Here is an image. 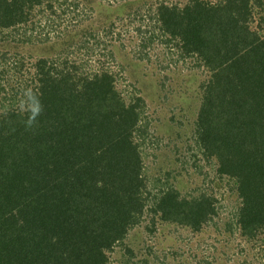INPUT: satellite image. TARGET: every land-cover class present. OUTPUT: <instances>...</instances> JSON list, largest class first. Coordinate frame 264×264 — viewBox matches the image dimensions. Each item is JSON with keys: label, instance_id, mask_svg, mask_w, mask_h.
I'll use <instances>...</instances> for the list:
<instances>
[{"label": "trees", "instance_id": "trees-1", "mask_svg": "<svg viewBox=\"0 0 264 264\" xmlns=\"http://www.w3.org/2000/svg\"><path fill=\"white\" fill-rule=\"evenodd\" d=\"M36 5L42 20L64 21L67 10L55 0H0V27L28 21L26 8ZM253 9V0L161 3L151 17L156 32L140 36L143 49L154 41L171 49L179 40L181 56H199L214 71L203 87L196 143L215 157L221 177L238 181V223L252 236L264 230V34L250 26ZM70 23L83 27L82 19ZM53 63H37L40 84L32 90L44 112L36 124L26 128L27 114L12 107L0 114V264H110L107 252L147 208L133 141L138 104L126 105L108 70L81 77ZM0 88L5 100L18 97ZM160 194L155 210L194 229L216 211L206 195Z\"/></svg>", "mask_w": 264, "mask_h": 264}, {"label": "rangeland", "instance_id": "rangeland-1", "mask_svg": "<svg viewBox=\"0 0 264 264\" xmlns=\"http://www.w3.org/2000/svg\"><path fill=\"white\" fill-rule=\"evenodd\" d=\"M55 1L67 10L60 23L53 25L50 14L42 20L41 6L36 5L26 8L28 21L0 27V85L10 97L12 90L18 94L15 101L0 94V114L18 109L23 89L38 88L41 59L81 77L108 70L126 105L138 104L133 141L148 182L147 208L126 238L107 252L109 263L264 264V230L246 235L238 223V181L221 177L215 157L205 155L196 143L203 87L214 71L199 56H181L179 40L171 49L159 41L140 47L156 32L151 17L157 6L184 7L193 0ZM253 4L250 26L264 34V0ZM72 19H82L83 27H74ZM168 190L180 199L214 198L216 211L200 229L166 220L155 205Z\"/></svg>", "mask_w": 264, "mask_h": 264}, {"label": "clouds", "instance_id": "clouds-1", "mask_svg": "<svg viewBox=\"0 0 264 264\" xmlns=\"http://www.w3.org/2000/svg\"><path fill=\"white\" fill-rule=\"evenodd\" d=\"M17 108L20 113L27 114V119L24 121L26 128H31L36 124L37 118L44 112L43 104L31 88H26L21 91ZM5 114H7L6 110Z\"/></svg>", "mask_w": 264, "mask_h": 264}, {"label": "flooded vegetation", "instance_id": "flooded-vegetation-1", "mask_svg": "<svg viewBox=\"0 0 264 264\" xmlns=\"http://www.w3.org/2000/svg\"><path fill=\"white\" fill-rule=\"evenodd\" d=\"M35 12H38L37 10H35Z\"/></svg>", "mask_w": 264, "mask_h": 264}]
</instances>
